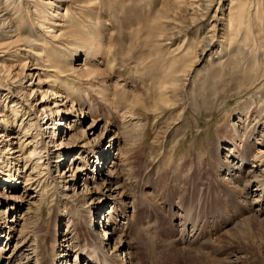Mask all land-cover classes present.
Returning <instances> with one entry per match:
<instances>
[{
	"label": "bare ground",
	"instance_id": "6f19581e",
	"mask_svg": "<svg viewBox=\"0 0 264 264\" xmlns=\"http://www.w3.org/2000/svg\"><path fill=\"white\" fill-rule=\"evenodd\" d=\"M129 1L131 10L136 11L137 4L145 2V0ZM122 2L123 0H0V184H4L6 188L19 187L24 183L21 172L25 165L33 162V174H29L26 178L33 183L28 185L35 188L51 184L56 192V195L54 194L51 198V203H58L60 209L69 207L67 211L62 213L59 211L58 216V218L62 216L63 221L69 220L68 232L62 233L64 223L61 221L60 233L55 236L58 234L56 227L54 239H51V242L54 240L55 245L62 248H71L70 243H73V250L80 249L75 253L79 263L85 261L84 264H126L125 257L129 259L128 264L143 263L136 254L135 247L130 244L126 230L118 228L129 219L127 215L121 216L118 220L121 213L118 210L120 207L114 206L112 211L107 210L108 203L126 206L131 197L123 189L122 183L120 184L119 170H117L118 166L120 167L123 162L125 165L126 161H122L119 154L113 153L111 148L100 146V144L115 142L117 136L122 138L119 128L123 129V127L114 122L112 126L117 130L108 128L105 133L104 130L97 131L98 126L102 124L97 110L99 102L96 104L97 107L92 106L93 98L105 102L113 101L119 93L124 94L129 88L126 83H122L120 77L113 76L112 71L105 72L101 67L103 50L107 46L106 41L107 39L110 41L113 34L110 27H107L108 16L102 10L106 5H118ZM154 2V9L148 16L135 17L131 13L124 19L129 23L127 30L131 29L126 31L127 35L131 39H135L136 36L143 38L144 46L148 48V58L153 62L159 59L166 60L165 56L174 54L168 51V42L175 39L179 27L181 29L182 26L171 21L180 16V7L184 4V6L189 5L191 9L190 24L187 26L199 27L201 21L208 20L209 27L200 36L197 37L198 33L193 35V39L187 46L188 51L187 47L183 46L187 39H184L181 47L177 49V51L185 50V56L171 58L173 60L168 65L166 75L159 85V100L152 111L161 112L179 106L184 99V90H187L188 82L194 78L198 65L206 56L209 59L215 48L217 53H223L216 60V65H222L226 62V57L228 59L230 55L229 63L237 59V62H234L235 66L249 65L247 73L254 74V70H257L254 64L243 61L247 59V50L252 49L260 38L264 46V0H154ZM227 4L228 8H225ZM133 16L135 19L130 22ZM196 51H200L199 58L188 60V53L195 52L194 58H196ZM77 60L83 62L76 65L74 61ZM254 60L257 59L254 57ZM150 64L144 66L146 68L153 66ZM262 65L264 68V63ZM66 75L71 79L59 80ZM262 75H264V69L259 71L257 76L254 74L255 78H251L250 83L256 84ZM88 80H94V82L90 84ZM191 82L196 85L197 81ZM134 91L137 92V89ZM51 95H56L52 97L56 99L50 105ZM140 97V93L133 95L130 102L134 104L136 101H141ZM68 101L72 102V109L69 111L66 110ZM83 101L89 102V106H85L87 102L83 103ZM76 104L78 107L75 108ZM128 112L135 116L131 109ZM88 115L92 118V122L87 129H83L78 125ZM159 116L157 114V117ZM109 122L107 119L106 125H109ZM22 125H27L24 130L21 129ZM256 126L249 136V141L255 139ZM234 129L236 132V127ZM79 139L83 140L84 144H74L78 146L72 148L67 146ZM262 142L255 139L254 143L258 148L253 158L250 154L248 155V150L245 151L246 147L244 149L240 146L241 144L238 145L236 137L225 141L224 146L218 145L216 155L222 164L220 168L222 167L223 171H227L230 175L221 180L245 183L243 190L239 188L241 199L243 198L247 206L251 205L256 214L264 215V180L260 179L261 171L255 170L256 167L260 169L264 167L262 164L264 163V142ZM29 147L31 148L28 154L24 156V150ZM88 147L96 148L91 160L105 161V164L101 165L104 166L101 172L105 174L103 176L98 173L103 178L97 175L91 177L90 172H87L82 183L83 189L79 191L78 185L75 187L73 185L78 178H81L82 168L85 171L90 170L86 168L89 166L90 159L87 161L82 154H78L80 157L77 156L76 152ZM121 150L122 148H119V151ZM70 156H75L79 163L76 164L74 161L62 172L58 171V167L57 173H54V168L64 164L63 159L71 158ZM223 156L226 157L223 158ZM239 162H241L240 165ZM248 164L251 165L245 171L244 167ZM34 173L37 174L34 175ZM94 187L102 189L94 190ZM45 194L46 191L32 197H39L38 200L42 203ZM96 194L101 200L99 206L93 204ZM1 196H4L2 189H0ZM105 200L107 202L103 205ZM23 203L30 205L31 201L17 193L6 199L4 204L0 203L1 213H12L9 227L0 230V264H71L69 260L62 262L63 258L69 257L70 252L56 251V254L51 257L47 250L46 256H43L42 248L34 242L40 234L37 229L36 234L26 235L28 234L26 212L22 214L21 220H18L17 242L14 248L8 255H4L13 237L14 213ZM177 211H182L184 215L178 219L173 213L175 218L173 220L177 221V225L174 222L173 225L178 235L173 245L168 244L169 239L159 241L160 248L165 249L164 255H168L167 252L171 254L169 251L174 250V246L177 248L180 241L183 245L184 242H193L199 237L198 222L194 221L189 209H183L182 206L177 205ZM104 215V224L97 230L94 218ZM79 223L84 228L83 234L79 232ZM226 232L230 233L227 230ZM86 236L90 237V243L84 239ZM106 244H109L108 249L105 247Z\"/></svg>",
	"mask_w": 264,
	"mask_h": 264
},
{
	"label": "rangeland",
	"instance_id": "374dc122",
	"mask_svg": "<svg viewBox=\"0 0 264 264\" xmlns=\"http://www.w3.org/2000/svg\"><path fill=\"white\" fill-rule=\"evenodd\" d=\"M133 1L135 2V0ZM129 2V0H123L122 4H109L104 6L102 10L108 16L107 27H110L113 34L111 40L107 39L106 41L107 46L103 50L104 54L101 60V67L104 68L105 72L112 71L111 74L120 77L122 83H126L129 90L126 89L124 94L119 93L113 101L105 102L100 99L96 100V98L92 100L95 104L92 106H98L100 123L105 126L103 128L101 125L98 126L97 131L102 132L104 130L105 133L108 128L113 131L117 130L112 126L114 122L119 124L121 128L123 127V129L119 128L122 138L117 136L115 142L100 144V146L104 145L105 148H111L113 153L119 154L118 156L122 158V161H126L125 165H123L125 162L123 164L121 162L122 165L120 164L121 166H118L119 169L117 170H119L120 184L122 183L123 189L131 197L126 204L127 207L108 203L107 210L112 211L114 206L120 207L118 210L121 213L118 220L125 215L129 218L122 225L123 227L120 224L118 228L123 231L126 230L125 233L127 232L126 235L130 244L135 247L136 254L143 260L142 264H211L212 262H216L215 264H264V215L256 214L253 207L249 205V209V206L243 202V198L241 199L239 188L243 190L245 183L239 184V181L225 180L226 182H224L221 180L230 175L227 174V171H223L222 167L220 168L222 164L216 155L218 145L224 146L225 141L233 140L236 137L238 145L241 144L240 146L244 149L246 147L245 151L248 150V155L250 154L253 158L257 154L255 150L258 148L254 143L255 139L264 142V111H262L264 110V75L259 77L260 80L258 78L256 84L250 83L251 78H255L259 75V71L264 69L262 65L264 63L262 39L260 38L259 42H255L252 49L247 50V59L243 61L254 64V68H257L253 72L255 76L246 72L249 71V65L247 67L235 66L234 62L236 63L237 59L229 63L230 55L228 59L226 57V62L222 65H216V60L223 53H217L215 48L209 59L206 56L198 65L194 78L188 82L187 90H184L182 103L172 109L155 112L152 111V108L159 100V85L166 75L168 65L173 60L171 58L173 56L175 58L184 57L185 50L177 51L184 39H187L183 45L186 48L193 39V35L198 33V37L203 34L209 24L208 20H203L199 27L187 26L190 24L191 9L189 5L184 6V4L180 7V16L171 21L182 26L181 29L179 27L175 39L168 42V51L174 54L165 56L166 60L161 61L159 59L153 62L148 58V48L144 46L143 38L136 36L135 39H131L127 35L126 31L131 29L128 28L127 30L126 27L129 23L125 22L124 19L129 17L131 13L135 17L138 15L148 16L152 13L155 2L154 0L142 1V4H137V11L131 10ZM127 8L130 10L128 11ZM225 8H228V4ZM134 16L130 22L134 21ZM186 49L188 51V47ZM190 49L192 50L193 47L191 46ZM187 56L188 60H196L200 56V51L197 52L196 58H194L195 52L188 53ZM254 57L257 60H254ZM80 62L83 61L77 60L74 61V64L79 65ZM145 64L153 66L146 68ZM212 64L215 65L212 66ZM60 79H71V77L66 75ZM192 80L197 81L196 85H193ZM87 82L91 84L94 80ZM135 89L137 92L134 91ZM138 93L141 94L142 102L136 101L134 105L130 102L131 97ZM55 96L51 95L50 105L55 101L56 98H52ZM86 102L83 101V103ZM66 104L67 111L72 109V102L68 101ZM85 106H89V102ZM76 107H78L77 104ZM130 109L135 113L134 117L128 112ZM259 111L260 116H258ZM157 114L160 116L157 117ZM107 119L110 121L109 125H106ZM91 122L92 118L88 115L81 120L78 126L87 129ZM232 124L234 127L231 126ZM27 125H22L21 129L24 130ZM255 126L257 129L255 139L249 141V136ZM78 143L84 144L83 140L79 139V141L69 143L67 146L76 147L78 145L74 144ZM30 148L24 150V156L28 154ZM119 148L122 150L119 151ZM95 150L96 148L88 147L76 152L77 156L82 154V157L87 161L90 159L89 166H86L90 170L85 171L82 168L80 170L81 178H78L76 184L73 185L74 187L78 185L79 191L83 189L82 183L87 172H90L91 177L93 175L102 177L100 175L105 174L101 172L104 168L101 165L105 164V161L91 160ZM70 157L63 159L64 164L56 166L54 173H57L58 167V171L62 172L74 161L76 164L79 163L75 156ZM11 160L13 159L11 158ZM238 164L240 165L241 162ZM262 164L264 163L262 162ZM250 165H246L244 170L247 171ZM33 168V162L25 165L21 172L24 183L20 184L19 187L6 188L4 184H0V189L4 191V196L0 197L1 204H4L5 200L14 193L20 194L23 198L25 196L31 203L33 202L30 205L23 203L14 213L13 237L4 255H8L14 248L17 242L18 220H21V216L26 212V216H28V218L26 217L28 219H26L28 222L26 228L28 234L26 235L28 236L29 233L36 234L37 229L40 234L37 233L38 236L36 235L37 239L34 242L42 248L43 256H46L47 250L51 257L56 254V251L70 252L69 257L63 258L62 262L69 260L68 262L71 264H84L85 261L79 263V258L76 257L75 253L80 249L75 248L73 250V243H70L71 248H62L56 246L54 240L51 242V239H54L56 227L58 234L55 236L60 233V222L63 220H61L62 216L58 218L59 211L62 213L67 211L69 207L60 209L58 203H51V198L54 194L56 195L51 184L49 186H37L36 189L28 185L33 183V181L26 180L29 174H33ZM255 170L261 171L259 176L261 175L260 179L264 180V167L262 169L256 167ZM36 174L34 173V175ZM63 185L64 183H62ZM101 189L97 187L94 190ZM45 191L46 196H44L42 203L39 202V197H32ZM96 195L93 204L99 206L101 200L99 195ZM252 195L251 197H253ZM106 202L105 200L103 205ZM177 205L182 206L183 209H189L194 221L197 220L198 222L200 233L198 240L188 243L182 242L183 245L180 244V241L177 248L174 246V250H166L171 253L167 252L168 256L164 255L165 249L160 248L159 241L169 239L168 244L173 245L175 237L178 236L173 225V222L177 225V221L173 219H179L184 213L177 211ZM173 213L176 214L175 218H173ZM11 214V212L8 214L0 212V230L9 227ZM104 220L105 215L94 218L97 230L104 224ZM68 222L69 220L62 222L64 223L62 233L68 232ZM190 226L192 228V224ZM78 229L83 234L84 228L80 223ZM226 230L230 233H225ZM84 239L90 243L89 236ZM105 247L108 249L109 244H106ZM125 260L128 264L129 259L125 257Z\"/></svg>",
	"mask_w": 264,
	"mask_h": 264
}]
</instances>
